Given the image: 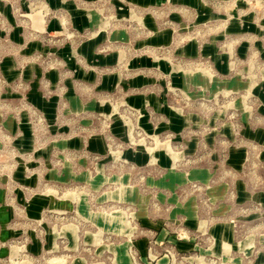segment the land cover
Wrapping results in <instances>:
<instances>
[{
    "label": "rangeland",
    "instance_id": "obj_1",
    "mask_svg": "<svg viewBox=\"0 0 264 264\" xmlns=\"http://www.w3.org/2000/svg\"><path fill=\"white\" fill-rule=\"evenodd\" d=\"M0 264H264V0H0Z\"/></svg>",
    "mask_w": 264,
    "mask_h": 264
},
{
    "label": "crops",
    "instance_id": "obj_2",
    "mask_svg": "<svg viewBox=\"0 0 264 264\" xmlns=\"http://www.w3.org/2000/svg\"><path fill=\"white\" fill-rule=\"evenodd\" d=\"M70 5V4H68ZM69 12V11H68ZM70 14V12H69ZM72 18L74 19L73 22H76L79 24V26H85V20L83 19V14L77 12V13H73L72 14ZM54 26H56L55 22L51 23V27L54 28Z\"/></svg>",
    "mask_w": 264,
    "mask_h": 264
}]
</instances>
